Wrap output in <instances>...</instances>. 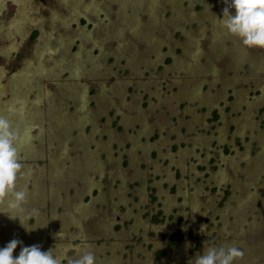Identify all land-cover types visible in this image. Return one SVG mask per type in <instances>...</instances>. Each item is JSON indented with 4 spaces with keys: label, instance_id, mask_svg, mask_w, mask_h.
<instances>
[{
    "label": "rangeland",
    "instance_id": "374dc122",
    "mask_svg": "<svg viewBox=\"0 0 264 264\" xmlns=\"http://www.w3.org/2000/svg\"><path fill=\"white\" fill-rule=\"evenodd\" d=\"M226 6L0 0V117L27 193L21 223L0 204V247L192 264L234 246L264 264V50L223 29Z\"/></svg>",
    "mask_w": 264,
    "mask_h": 264
},
{
    "label": "clouds",
    "instance_id": "9594fccd",
    "mask_svg": "<svg viewBox=\"0 0 264 264\" xmlns=\"http://www.w3.org/2000/svg\"><path fill=\"white\" fill-rule=\"evenodd\" d=\"M224 3L227 6L220 19L223 29L237 37L244 47L264 50V0H224ZM18 143V133L6 118L0 117V204H6L10 219L19 218L21 223L19 213L24 211L27 193L15 190L17 180L25 175ZM18 246L20 251L14 256ZM242 257L243 252L234 246L205 247L204 254L197 255L192 264H236ZM63 259L54 256L52 250L42 251L39 245L24 246L23 241L15 238L0 247V264H62ZM68 264H95V256L84 252L69 259Z\"/></svg>",
    "mask_w": 264,
    "mask_h": 264
},
{
    "label": "flooded vegetation",
    "instance_id": "af4514ba",
    "mask_svg": "<svg viewBox=\"0 0 264 264\" xmlns=\"http://www.w3.org/2000/svg\"><path fill=\"white\" fill-rule=\"evenodd\" d=\"M153 219H155V221L158 222V220L160 221L162 218L160 216H153ZM202 251H205V250H202Z\"/></svg>",
    "mask_w": 264,
    "mask_h": 264
},
{
    "label": "bare ground",
    "instance_id": "6f19581e",
    "mask_svg": "<svg viewBox=\"0 0 264 264\" xmlns=\"http://www.w3.org/2000/svg\"><path fill=\"white\" fill-rule=\"evenodd\" d=\"M19 11H20V8H19Z\"/></svg>",
    "mask_w": 264,
    "mask_h": 264
}]
</instances>
